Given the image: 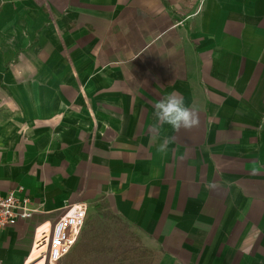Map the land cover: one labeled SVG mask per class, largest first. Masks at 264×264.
I'll return each instance as SVG.
<instances>
[{
  "label": "crops",
  "instance_id": "obj_1",
  "mask_svg": "<svg viewBox=\"0 0 264 264\" xmlns=\"http://www.w3.org/2000/svg\"><path fill=\"white\" fill-rule=\"evenodd\" d=\"M169 93L198 126L157 120ZM19 186L39 211L0 229L1 264L38 263L79 201L153 264H264V0H0V192Z\"/></svg>",
  "mask_w": 264,
  "mask_h": 264
},
{
  "label": "rangeland",
  "instance_id": "obj_2",
  "mask_svg": "<svg viewBox=\"0 0 264 264\" xmlns=\"http://www.w3.org/2000/svg\"><path fill=\"white\" fill-rule=\"evenodd\" d=\"M83 232L61 264H153L156 259L139 231L106 209H90Z\"/></svg>",
  "mask_w": 264,
  "mask_h": 264
},
{
  "label": "built area",
  "instance_id": "obj_3",
  "mask_svg": "<svg viewBox=\"0 0 264 264\" xmlns=\"http://www.w3.org/2000/svg\"><path fill=\"white\" fill-rule=\"evenodd\" d=\"M22 186L7 193L0 192V229L16 224L21 218H30L39 211L29 196L20 195ZM89 206L84 201L69 203L63 214L49 227L46 243L39 237L35 245L39 252L35 253L37 262L42 264H58L70 253L85 226ZM34 260V261H35ZM1 264V260H0Z\"/></svg>",
  "mask_w": 264,
  "mask_h": 264
},
{
  "label": "clouds",
  "instance_id": "obj_4",
  "mask_svg": "<svg viewBox=\"0 0 264 264\" xmlns=\"http://www.w3.org/2000/svg\"><path fill=\"white\" fill-rule=\"evenodd\" d=\"M155 116L162 124L170 125L174 130L181 128L191 129L200 123L199 113L194 108L186 106L184 98L176 93H169L154 104ZM174 138H165L160 143L158 151L165 152L168 144L173 142ZM210 189L216 187V184L210 183ZM198 226V225H197Z\"/></svg>",
  "mask_w": 264,
  "mask_h": 264
},
{
  "label": "bare ground",
  "instance_id": "obj_5",
  "mask_svg": "<svg viewBox=\"0 0 264 264\" xmlns=\"http://www.w3.org/2000/svg\"><path fill=\"white\" fill-rule=\"evenodd\" d=\"M48 233H49V228L48 227H44V229L42 228L40 230L39 237L43 240V243H46L47 242ZM39 249H40V247L37 245L36 246L35 253H38L39 252ZM42 263H43V261H40V262H38L36 264H42Z\"/></svg>",
  "mask_w": 264,
  "mask_h": 264
},
{
  "label": "trees",
  "instance_id": "obj_6",
  "mask_svg": "<svg viewBox=\"0 0 264 264\" xmlns=\"http://www.w3.org/2000/svg\"><path fill=\"white\" fill-rule=\"evenodd\" d=\"M99 207V209H102L103 208V206H98ZM110 212V211H109Z\"/></svg>",
  "mask_w": 264,
  "mask_h": 264
}]
</instances>
